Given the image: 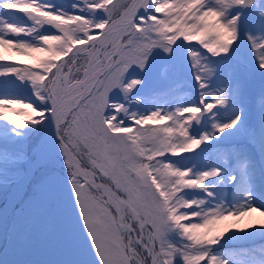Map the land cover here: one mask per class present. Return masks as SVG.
I'll return each instance as SVG.
<instances>
[{
  "label": "snow or ice",
  "instance_id": "6c2138e0",
  "mask_svg": "<svg viewBox=\"0 0 264 264\" xmlns=\"http://www.w3.org/2000/svg\"><path fill=\"white\" fill-rule=\"evenodd\" d=\"M0 264H264V0H0Z\"/></svg>",
  "mask_w": 264,
  "mask_h": 264
}]
</instances>
